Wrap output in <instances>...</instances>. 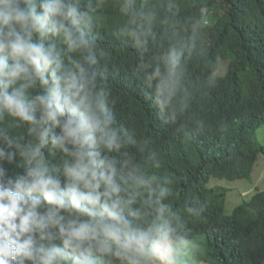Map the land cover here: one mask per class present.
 <instances>
[{
	"label": "clouds",
	"instance_id": "1",
	"mask_svg": "<svg viewBox=\"0 0 264 264\" xmlns=\"http://www.w3.org/2000/svg\"><path fill=\"white\" fill-rule=\"evenodd\" d=\"M99 6L0 0V264H200L184 212L202 209L171 202L173 179L145 170L137 154L155 152L114 114ZM117 6L128 17L122 35L147 52L157 12L137 0ZM199 39L194 24L144 65L154 103L173 119Z\"/></svg>",
	"mask_w": 264,
	"mask_h": 264
},
{
	"label": "trees",
	"instance_id": "2",
	"mask_svg": "<svg viewBox=\"0 0 264 264\" xmlns=\"http://www.w3.org/2000/svg\"><path fill=\"white\" fill-rule=\"evenodd\" d=\"M87 3V0H85ZM97 8L94 34L104 50L101 70L114 114L134 139L147 141L136 159L145 170L174 181L171 202L184 212L189 238L199 243L200 264H264V191L226 213V188H208L213 177L251 180L264 146V0H137L157 12V39L147 52L121 33L128 22L117 0H91ZM164 22V23H162ZM199 25L197 49L184 57V90L175 118L154 103L145 76L153 57ZM221 61L225 73L218 75ZM135 151V149H130ZM159 163L160 167L155 165ZM196 201V203H193Z\"/></svg>",
	"mask_w": 264,
	"mask_h": 264
},
{
	"label": "rangeland",
	"instance_id": "3",
	"mask_svg": "<svg viewBox=\"0 0 264 264\" xmlns=\"http://www.w3.org/2000/svg\"><path fill=\"white\" fill-rule=\"evenodd\" d=\"M228 67L227 62H221V73L225 72ZM258 139L264 146V126L259 129ZM208 188H226L228 189L226 197V213L232 214L236 207L249 202L255 195L256 190L264 191V154L259 158L258 163L254 168V173L251 180L227 181L216 177L210 179Z\"/></svg>",
	"mask_w": 264,
	"mask_h": 264
}]
</instances>
